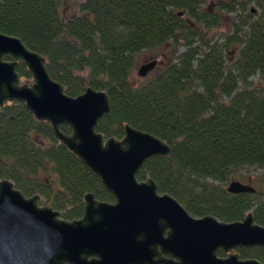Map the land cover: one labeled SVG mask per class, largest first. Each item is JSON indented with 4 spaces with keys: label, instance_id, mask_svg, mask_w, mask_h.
Instances as JSON below:
<instances>
[{
    "label": "trees",
    "instance_id": "1",
    "mask_svg": "<svg viewBox=\"0 0 264 264\" xmlns=\"http://www.w3.org/2000/svg\"><path fill=\"white\" fill-rule=\"evenodd\" d=\"M208 1L214 11L204 8ZM0 0V33L19 38L46 60L49 76L77 97L86 88L106 92L110 112L96 131L120 139L129 125L170 146L168 157L146 162L138 181L151 178L192 216L229 223L251 212L264 227V177L254 194H229L241 170L264 176V0ZM254 3L260 10L248 9ZM235 14L230 33L213 41L222 17ZM168 46L172 62L145 84L129 78L141 51ZM184 51L175 56L177 49ZM227 56V59H226ZM21 79L31 80L19 63ZM259 74L261 82L250 78ZM69 134L67 127H61ZM24 196L39 195L64 220L83 215V197L113 198L48 123L21 102L0 110V180ZM264 263V248L241 250Z\"/></svg>",
    "mask_w": 264,
    "mask_h": 264
},
{
    "label": "water",
    "instance_id": "2",
    "mask_svg": "<svg viewBox=\"0 0 264 264\" xmlns=\"http://www.w3.org/2000/svg\"><path fill=\"white\" fill-rule=\"evenodd\" d=\"M19 63L31 80L22 82ZM156 65L143 64L138 76L146 77ZM15 102L49 124L57 142L100 180L113 202L87 193L82 217L67 221L51 206L40 205L39 195L26 197L10 180H0V264H263L228 253L264 248V227L251 212L229 223L213 216L195 219L172 196L159 194L151 178L138 181L143 165L168 157L170 146L129 125L123 126L122 138L105 139L96 127L110 112L106 92L88 87L77 97L68 96L49 76L42 55L0 33V110ZM226 191L255 193L238 181ZM219 251L228 255L218 258ZM167 254L178 262L160 260Z\"/></svg>",
    "mask_w": 264,
    "mask_h": 264
},
{
    "label": "rangeland",
    "instance_id": "3",
    "mask_svg": "<svg viewBox=\"0 0 264 264\" xmlns=\"http://www.w3.org/2000/svg\"><path fill=\"white\" fill-rule=\"evenodd\" d=\"M83 0H70V3L66 4L64 7V13L65 15L69 16H75L78 14V8L77 5L82 2ZM209 8V10L214 11L216 9L215 4L211 1H208L204 8ZM248 9H251L253 11H257V14L260 13V10L256 7L254 3H248ZM235 17V14H229L224 15L222 17V28L217 31H212L209 33V38H211L213 41L219 40L221 38L220 34H228L230 33V25L233 21V18ZM184 49L182 47L177 49V52L175 53V56L182 53ZM227 59V56H226ZM172 51L171 48L168 46L161 47L155 50L151 51H141L139 54L135 56L134 59V67L130 74V84L133 87H139L143 84H145L148 80L153 78L155 75H157L160 71H162L170 62H172ZM156 61L157 65L154 68L153 71L149 72L146 77H139L137 72L139 68L148 62ZM25 80L22 79V82ZM250 81L253 85H257L261 82V78L259 74H256L255 76L250 78ZM263 173L260 171H252L251 169H245L239 171L231 181H238L245 185H251L253 188L258 189V181L260 178H263ZM230 181V182H231ZM228 184L225 185V188ZM41 203V200H40ZM42 205V204H40Z\"/></svg>",
    "mask_w": 264,
    "mask_h": 264
},
{
    "label": "flooded vegetation",
    "instance_id": "4",
    "mask_svg": "<svg viewBox=\"0 0 264 264\" xmlns=\"http://www.w3.org/2000/svg\"><path fill=\"white\" fill-rule=\"evenodd\" d=\"M113 202V201H112ZM83 213V212H82ZM189 214V213H188ZM190 215V214H189ZM191 217L195 218V219H199V218H202V217H196V216H192L190 215ZM60 217H61V214H60ZM82 217V215L79 217V218H76V219H80ZM74 220V219H73ZM69 221V220H67ZM71 221V220H70ZM167 236V232L165 234H163V237H166ZM254 248H259V247H254ZM249 249H252V248H237V249H234L232 251H229L228 253H233V254H238L239 255V259L240 260H247V259H253V258H246V257H242L241 255V250H249ZM160 250V249H159ZM228 254L222 252V251H219L218 254H217V257L218 258H223V257H226ZM91 259V257L89 258ZM158 259L155 258V261H157ZM160 260H172L173 262H178L177 259L173 258L171 255L167 254V255H161L160 257ZM254 260H257V259H254ZM259 261V260H257ZM260 262V261H259ZM262 263V262H261ZM264 264V263H263Z\"/></svg>",
    "mask_w": 264,
    "mask_h": 264
}]
</instances>
